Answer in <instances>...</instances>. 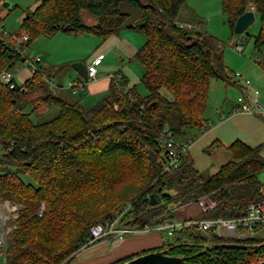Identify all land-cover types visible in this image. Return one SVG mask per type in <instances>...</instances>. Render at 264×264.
<instances>
[{"label": "trees", "instance_id": "trees-1", "mask_svg": "<svg viewBox=\"0 0 264 264\" xmlns=\"http://www.w3.org/2000/svg\"><path fill=\"white\" fill-rule=\"evenodd\" d=\"M123 2L138 8L139 22L125 24L129 15L120 11ZM184 4L185 0H36L17 34L5 38L0 31L1 73L13 72L17 62L25 61L21 50L36 36L91 34L106 39L122 28L131 29L145 40L133 59L143 69L141 82L147 91L145 96L124 91L116 76L118 80L110 78L106 96L86 109L53 92L55 82L50 81L55 78L44 68L32 71L18 90L0 81V200L20 205L7 239L8 264H60L84 244L93 224L112 219L126 207L121 223L153 225L171 219L175 208L198 205L201 197L214 206L189 218L242 216L250 202L264 198L256 177L264 158L259 147L239 140L225 146L231 158L214 174L198 171L187 152L177 169L163 171V129L183 137L189 127H204L210 80L231 84L223 47L202 29V20H178ZM221 4L232 30L239 15L249 6L255 8L260 27L254 47L261 49L264 0ZM82 12L92 20L84 21ZM23 34L27 41L17 45L15 39ZM53 106L57 114L51 119H30L31 113ZM24 175L33 182H25ZM150 194L155 204H150ZM222 242L257 244L264 238L225 239L196 225H183L170 242L110 264L162 249L198 264H244L264 258V247L206 249L199 254L207 244Z\"/></svg>", "mask_w": 264, "mask_h": 264}, {"label": "rangeland", "instance_id": "rangeland-1", "mask_svg": "<svg viewBox=\"0 0 264 264\" xmlns=\"http://www.w3.org/2000/svg\"><path fill=\"white\" fill-rule=\"evenodd\" d=\"M7 1L13 3L14 8L8 10L2 6L0 7V31L2 33L4 32L6 35H15L21 29L22 19L25 13L33 8L36 0ZM120 11L123 13H128L129 15L125 23L126 25H131L140 21V11L130 3H121ZM82 13L84 21L90 22L92 20L85 14V12ZM193 19L202 20V29L207 31L222 45L224 62L230 70L229 74L233 75V73L239 72L243 75V77H246L248 80H250V82L254 83L257 79L259 82L264 84V66L261 63V60H264V46H262L261 49H257L254 47V36L257 35L260 27V22L257 17L243 33H235L234 30L231 29L227 21V17L222 11L221 0H185L184 7L178 15V20L189 22ZM122 30L125 31L127 29L122 28ZM130 34H132L136 39H139L137 40V42L140 44H137V47H140L144 43L145 40L141 34L137 32ZM103 42L104 39H100L99 37H94L92 35H84V37L70 34L64 35V33H59L53 37H45L43 35H39L30 42V44L27 46V49L22 50V53L23 56L26 57V59H33L35 57L42 56V61L36 64V67L40 69L41 67L45 68V73L50 74L51 77H54L56 79L57 84L56 86H51L52 91L68 102L77 101L79 98H83L86 94L88 96L97 95L101 99L106 96V84L103 83V87L99 86L96 88L97 91H92L91 87H89V84L92 81L88 82V80H83L71 66L72 62H74V59L76 58L79 59L78 61H82L85 66L88 65V57L93 56L95 53L101 54L102 58L104 57L103 63L98 66V73L104 75L105 81H107L110 73L118 76L117 73L119 72V70L125 69L128 73L127 76L129 80L128 82H126L127 78L123 79V81L121 82V89H123L124 91L133 90L137 95L145 96L147 94V91L145 86L141 82V75L143 71L141 65L137 61H135L133 57H131L130 60L125 59L123 60V62L122 60L114 59V54L107 52V43ZM238 44L243 45L242 51H237L235 49L236 45ZM45 51H49V58L47 57L48 59L43 56V53H45ZM112 61H116L115 64ZM60 64H64L65 66L61 67ZM31 74L32 71L28 69L23 62H17L13 68V77L16 79L19 85L24 83L25 80L31 76ZM73 80H77L79 82L85 81L86 87L82 91L72 93L71 90L68 89V86L69 83ZM235 95L236 94H234V92L233 94L229 93L226 99L230 101V99L232 100ZM221 106L222 101H219L218 96L212 93L210 101L208 103V107L204 112L203 117H205V119L211 117L209 119V122L216 123L217 119L219 118L217 115L218 111L216 110H219ZM84 107L86 109H89L86 105ZM116 108L117 107L114 106V109ZM56 114L57 107L53 106L52 108L44 112L31 113L30 119L33 122H43L51 119ZM189 128H187L185 131L186 139H196L202 133L201 129L198 127H194L193 130ZM174 139L178 142L180 141L181 137L175 135ZM212 149L213 148L206 146L203 149L200 148L195 150V154H192L195 166L200 172L210 173L216 169L218 164L213 159L214 151L212 152ZM22 179L25 182H33V180L26 175L22 176ZM193 205L194 204H192V206ZM204 205L207 208L208 205H206V203ZM19 208L20 205L13 202L12 200H0V230L4 232L6 239L9 238L11 231L14 229L13 221L17 217L16 210H18ZM195 208L197 209L196 204L192 207L191 213L195 211ZM186 209L191 208H188L187 206ZM247 232L254 234L255 238L258 240L263 239L264 228H262L260 231L254 232L253 230H248ZM162 237L164 241H167L169 239L171 240V237L167 236L166 234H163ZM108 240L110 242L109 246H111L114 239L108 238ZM89 247H85L84 244L79 246V248H77L60 264H76L79 261H86L82 259H85L88 255H90L88 253V251L90 250ZM112 253L113 252L110 253V251H108V253L105 255L101 254V256L99 254L96 257V260L104 259L105 261H110L106 262V264H110L115 261H112V257L114 254ZM70 261L72 262L70 263ZM90 263L93 264V262ZM95 263L99 264L100 262Z\"/></svg>", "mask_w": 264, "mask_h": 264}, {"label": "crops", "instance_id": "crops-1", "mask_svg": "<svg viewBox=\"0 0 264 264\" xmlns=\"http://www.w3.org/2000/svg\"><path fill=\"white\" fill-rule=\"evenodd\" d=\"M127 31V32H126ZM135 31L131 29L127 30H120L118 33L110 35L108 38L104 39L103 43H107V52H110L111 54H114V59L116 60H125V59H131V57L134 56L135 52L143 45L140 47H137V44H140L137 42V40L132 34ZM126 33V34H125ZM138 33V32H137ZM59 33L54 34L53 36L57 35ZM67 35V34H64ZM84 35H91V34H82V35H75V36H83ZM132 35V36H131ZM51 36V37H53ZM93 36V35H92ZM96 37V36H94ZM49 51H45L43 53V56L48 59L49 58ZM109 54V53H108ZM101 55V54H94L93 56L88 57L87 59V64H90L92 59L95 58L96 56ZM48 57V58H47ZM42 61V56L40 57ZM44 58V59H45ZM92 58V59H91ZM103 59L100 63V65L103 63ZM74 62H81L84 64L82 61H78L79 59H74ZM89 60V61H88ZM114 64L116 61H112ZM73 63V62H72ZM99 65V66H100ZM61 67H64V64H60ZM72 66V64H71ZM87 66V65H86ZM264 66V65H263ZM42 68V67H41ZM47 68V67H46ZM56 68V67H54ZM45 69V68H44ZM233 72V71H232ZM241 74V73H240ZM117 75L121 78V81L123 79L127 78L128 82V73L125 69L119 70ZM242 75V74H241ZM243 76V75H242ZM246 76V75H245ZM246 78V77H244ZM107 79V78H106ZM92 81L89 85L91 87L92 91H97V87H103V83L106 84V94L108 91L109 83H110V76L108 77L107 81H105L104 75L99 74L94 80H88ZM230 81L231 84H226L224 81H221L219 79H211L209 82V87H208V101H207V107L208 103L210 101V97L212 93L216 94L219 98V101H222V106L220 109L216 110L218 119L216 123H210L209 119L211 117H208L207 119L203 120L204 127H198L201 129L202 133L200 136H198L196 139L193 138H188L186 139V136L181 137L180 141L178 143L182 144H187V154L190 156L192 159L193 165L195 166L194 159L192 157V154H195V150L204 148V147H211L212 152L214 151L213 154V159L215 162L218 164L216 169L213 172H210L209 174H214L216 173L220 166L228 162L231 158L230 153L225 149V146L230 145L236 140H239L243 142L245 145L255 148L259 147V154L264 158V119L250 115V114H245V113H238L234 114L231 116H226L223 118H220L221 114H224L228 112L233 104L235 103L236 97L241 94L243 91L247 90L250 91L252 87H255L260 90V95L262 98H264V84L259 82L257 79L253 83L251 82V88L249 87L246 89L242 83V80L234 77L233 75L230 74ZM57 82L55 79V85L56 86ZM86 84V82H85ZM259 86H258V85ZM58 86V85H57ZM61 87V86H60ZM86 87V85H85ZM236 94L234 98L230 101L227 98V95L230 93ZM96 93V92H94ZM104 98V97H103ZM102 98V99H103ZM101 98L97 95L93 96H88L87 94L83 98H79L77 101L81 103V105L84 107L85 105L88 106V108L94 107ZM218 100V99H217ZM206 107V109H207ZM85 108V107H84ZM219 113V114H218ZM189 129H194V127H191ZM217 144L218 146H211V144ZM216 150V151H215ZM197 169V168H196ZM198 170V169H197ZM199 171V170H198ZM258 181L262 184L261 191L262 193L264 192V168L260 170L257 175H256ZM208 205L207 208L205 207V204ZM197 205V204H196ZM190 206V207H189ZM195 206V204L193 205ZM192 204L188 205V208L191 209H186V207H179L175 208L171 215V219L167 220H183L185 218H189L196 214L201 208L199 205H197V209L195 208L194 212L191 213L192 210ZM203 206L204 210L210 209L214 206V202H212L210 199L205 198L203 199ZM262 228H264V223L259 224L258 226L254 227L252 230L255 231H260ZM166 234L165 232H141V233H136V234H130L125 236L123 239H115L112 241V245L109 246V240L103 239L99 242H95L93 245L89 247L88 255L85 259L84 262L82 261H77L78 263L76 264H91L90 262H93V264H96L95 262H103L101 264H106V262L110 261H105L104 259L102 260H96L97 255H105L108 253V251L113 252V260H116L117 258H121L123 256H128L132 255L144 250L152 249V248H157L162 246L165 243L170 242L171 240L164 241L162 235ZM239 237H235L236 239H246V238H255L254 234L246 232H242L239 230L238 232ZM171 237V236H169ZM264 238V236H263ZM110 239V238H109ZM93 247V248H91ZM101 255V256H102ZM95 256V257H93ZM111 260V259H110ZM99 263V264H100Z\"/></svg>", "mask_w": 264, "mask_h": 264}, {"label": "built area", "instance_id": "built-area-1", "mask_svg": "<svg viewBox=\"0 0 264 264\" xmlns=\"http://www.w3.org/2000/svg\"><path fill=\"white\" fill-rule=\"evenodd\" d=\"M248 10H252L255 13V8L249 6ZM182 25V24H181ZM5 38L8 37L3 32ZM27 41V35L23 34L21 38L15 39L16 44L24 43ZM27 49V48H25ZM237 51L243 50V45H236ZM24 50V49H23ZM22 52V50H21ZM41 61V58L35 57L33 59H25L26 67L31 71L37 69L36 64ZM102 61V56L98 55L92 59L91 63L86 66V80H94L98 74V66ZM264 65V60H261ZM12 71H3L0 73V81L4 84L12 86L11 78L13 77ZM110 78L118 80V78L110 73ZM234 77L242 80V83L246 89L251 88V82L247 78H244L239 72L234 73ZM54 80L50 83L54 84ZM85 88V81L79 82L73 80L69 83L68 89L72 93H77ZM238 113H245L254 116H258L264 119V98L261 97L259 89L252 87L250 91H243L236 99L232 108L220 115V118L231 116ZM161 143L164 148L163 152V171L166 173L172 172L177 169L182 162L184 153L187 150V144L178 143L175 141L173 133L168 127H165L161 133ZM203 198L198 200V205L202 210ZM127 207L122 210L120 214L115 215L112 219L103 222L95 223L89 228V232L85 238L84 246L89 247L95 242L107 239H123L125 236L130 234H136L141 232H165L171 236L177 229L183 225H196L198 229L207 232L211 231L216 236L221 238L228 237H239L238 232L240 229L252 230L259 224L264 223V198L250 202L246 206L245 213L242 216L234 218H213V219H191L185 218L183 220H170L164 222H157L153 225H127L121 223L123 214L127 211ZM7 239L3 231L0 230V264H8L6 254Z\"/></svg>", "mask_w": 264, "mask_h": 264}, {"label": "water", "instance_id": "water-1", "mask_svg": "<svg viewBox=\"0 0 264 264\" xmlns=\"http://www.w3.org/2000/svg\"><path fill=\"white\" fill-rule=\"evenodd\" d=\"M14 6L13 3L4 0L2 2V7L10 10ZM256 16L252 10H246L241 15H239L234 24V32L235 33H243L246 28L254 22ZM73 69L79 74V76L86 80V66L81 62H73L72 63ZM13 90H18L20 85L16 81L14 77L11 78ZM150 106H153L151 104ZM150 204L156 203V198L154 194H150ZM264 247V242L257 243V244H245V243H234V242H222V243H214V244H207L206 248L199 252L203 253L206 249H236V250H251L255 251L259 248ZM189 257L184 255H171L168 254L167 249L150 251L144 254L137 255L127 261L122 262L121 264H198V263H191L188 262ZM244 264H264V258L258 261L246 262Z\"/></svg>", "mask_w": 264, "mask_h": 264}]
</instances>
